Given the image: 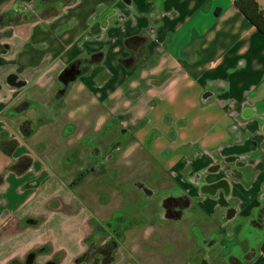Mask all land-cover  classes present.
<instances>
[{"label":"crops","instance_id":"crops-1","mask_svg":"<svg viewBox=\"0 0 264 264\" xmlns=\"http://www.w3.org/2000/svg\"><path fill=\"white\" fill-rule=\"evenodd\" d=\"M36 1L0 0V15ZM257 2L264 10V0ZM107 9L115 11L101 25ZM34 12L16 25L0 22V43H9L0 48L1 152L14 142L10 159L0 155V264L23 261L37 248L36 264L54 257L73 264L91 225L114 221L118 212L125 221L109 264H241L236 258L250 248L256 257L248 264H264V230L254 238L245 224L264 206V156L258 172L249 168L232 180L231 198L201 196L180 221L153 214L154 202L130 209L140 199L135 177L159 169L180 178L209 160L189 166L181 159L190 158L189 142L237 152L232 124L248 121L256 131L264 120V34L234 0H72ZM137 35L144 38L127 45ZM99 51L102 62L58 95L59 68ZM12 72L20 86L8 84ZM109 124L108 134L120 124L136 129L98 163L87 139ZM138 162L145 165L140 174L131 171ZM156 185L173 182L162 177ZM232 205L236 215L225 210Z\"/></svg>","mask_w":264,"mask_h":264},{"label":"flooded vegetation","instance_id":"flooded-vegetation-1","mask_svg":"<svg viewBox=\"0 0 264 264\" xmlns=\"http://www.w3.org/2000/svg\"><path fill=\"white\" fill-rule=\"evenodd\" d=\"M49 0H38L37 3L32 6H23L19 9H12L11 11L3 14L0 19L8 24L16 25L23 21L33 20L37 17L34 12V8H44V4ZM53 2H72V0H52ZM115 10L107 9L99 14L101 25L107 20ZM144 35H137L127 40V45L133 47L136 46ZM9 47V43H0L1 50H6ZM104 53L102 51L92 52L90 54L78 55L66 63H64L56 73L58 95L64 94L69 88L71 81L75 80L78 76L88 74L91 66L95 63L102 62ZM132 60V56L128 55L123 58L124 62ZM7 82L10 86H20L23 83V79L19 77L17 73H10L7 77ZM18 110H20L17 107ZM16 109V110H17ZM21 111V110H20ZM115 121V119H113ZM117 120V119H116ZM121 121V120H120ZM119 122V121H116ZM248 121H237L232 124L231 128L235 135L230 146H239L242 149L239 151H232L223 153L222 149L224 145H218L213 149L202 150L193 146L194 142H189L190 158L182 154L181 159L190 166L192 161L200 159L206 156L209 160L202 164L198 169H189L186 175H180L175 177L176 172L166 171L162 172L159 169L153 170L150 177L137 176L132 182L131 186L137 190L140 199L138 203L131 206L130 209L137 213L140 208L147 207V203L154 202L153 214L164 217L169 220L180 221L185 216H191L193 214L194 206L198 205V198L201 196L210 195L212 198L222 197L223 199L231 198L233 193V179L244 177V171L251 168L253 171L258 172L264 156V137L256 136L262 129L264 130V120L260 124L259 128L255 131L252 130ZM26 126V123L23 127ZM111 124L105 126L100 132L88 137L87 142L90 145L91 158L98 163H103L112 158L115 151L119 150L126 139L130 137V134L136 129L135 126L120 124L115 131L106 133ZM22 128V125L20 126ZM114 135V137L111 136ZM14 142L7 144L6 148L0 150V155L4 158L10 159L11 147ZM10 147V148H9ZM164 153V152H163ZM183 153V152H182ZM165 154V153H164ZM167 155V154H166ZM28 162L27 158L21 159V161ZM21 162H17L15 166L20 165ZM264 167V164L262 165ZM216 173H221L219 176H213ZM165 177L173 182V186L170 188H159L156 182L161 181V178ZM188 182L192 185L193 189L187 188L183 183ZM194 190V191H193ZM264 196V191L262 192ZM226 212H233L236 215L238 207L232 205L229 208H225ZM241 218L237 215L235 218ZM125 221V216L118 212L114 218V221H108L102 223L95 221L85 237V249L77 255L73 264H109L112 263L117 256V249L120 243L122 234V226ZM16 220L12 219L10 224H15ZM19 223V222H18ZM142 220L139 221V224ZM246 227L253 231L254 238L261 236L264 230V206L255 208L253 215L249 216L245 222ZM255 244V243H254ZM37 251V249H35ZM35 255V254H34ZM33 254H28L23 261L16 260L13 264H36L34 263ZM256 257V252L253 248H250L247 252H243L239 258H236L241 264H248ZM43 264H58L57 258H53Z\"/></svg>","mask_w":264,"mask_h":264},{"label":"trees","instance_id":"trees-1","mask_svg":"<svg viewBox=\"0 0 264 264\" xmlns=\"http://www.w3.org/2000/svg\"><path fill=\"white\" fill-rule=\"evenodd\" d=\"M234 4L245 17L264 34V10L257 0H234ZM36 253L37 250L34 249L29 254L36 255Z\"/></svg>","mask_w":264,"mask_h":264},{"label":"rangeland","instance_id":"rangeland-1","mask_svg":"<svg viewBox=\"0 0 264 264\" xmlns=\"http://www.w3.org/2000/svg\"><path fill=\"white\" fill-rule=\"evenodd\" d=\"M38 2V0L36 1V3ZM53 3V1L52 0H49V1H47L46 3H45V6H50L51 4ZM44 13H46L45 15H49V13L48 12H44ZM52 14V13H51ZM98 112V109L96 108V107H94L92 110H91V113H90V115L92 116V115H95L96 113ZM115 132H117V131H115ZM108 135H110V134H108ZM111 136L112 137H114V135H112L111 134ZM127 140V139H126ZM128 141V140H127ZM144 170H145V165L143 164V163H140V162H138V163H134L133 165H132V167H131V171L132 172H136L137 174L139 173H143L144 172ZM149 172V174L151 175V173H150V171H148Z\"/></svg>","mask_w":264,"mask_h":264}]
</instances>
